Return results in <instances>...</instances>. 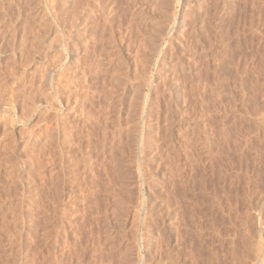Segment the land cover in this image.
<instances>
[{
	"label": "rangeland",
	"instance_id": "obj_1",
	"mask_svg": "<svg viewBox=\"0 0 264 264\" xmlns=\"http://www.w3.org/2000/svg\"><path fill=\"white\" fill-rule=\"evenodd\" d=\"M141 201L264 264V0H0V264L161 263Z\"/></svg>",
	"mask_w": 264,
	"mask_h": 264
},
{
	"label": "bare ground",
	"instance_id": "obj_2",
	"mask_svg": "<svg viewBox=\"0 0 264 264\" xmlns=\"http://www.w3.org/2000/svg\"><path fill=\"white\" fill-rule=\"evenodd\" d=\"M179 1V0H178ZM179 4V3H178ZM174 24H175V22H173L171 25H170V27H169V32H170V30H172L173 28H174ZM64 59V58H63ZM54 90V89H53ZM148 98V97H147ZM146 102H147V99H145L144 100V104H143V106H142V113H141V120H142V122H143V124H142V126L144 125H146L147 123L146 122H148L147 121V119H146ZM59 104V103H58ZM58 104L56 105V104H53V105H55V106H58ZM55 106H52V107H55ZM143 132V131H142ZM136 133H139V132H136ZM142 134V133H141ZM145 134V133H144ZM137 135V134H136ZM150 135V134H149ZM143 138H144V135H141ZM139 137V136H138ZM142 137L139 139V145H138V147H136L135 148V150H137L138 151V153H137V151H136V153L139 155V159L138 160H142V158H141V155H143L142 153H144V150L145 149H148V148H146L145 147V141L142 139ZM149 137V136H148ZM147 139V138H146ZM149 139H151V138H149ZM138 140V139H137ZM151 141H153L152 139H151ZM149 144L151 143L150 142V140H149V142H148ZM148 145V144H147ZM145 147V148H144ZM148 147V146H147ZM152 148V147H151ZM127 150V149H126ZM151 150V149H150ZM128 152V151H127ZM148 153H150V152H147L146 154H148ZM135 155V154H134ZM147 156V155H146ZM149 159V158H148ZM138 160H136L137 162H138ZM146 160H147V157H146ZM124 162V161H123ZM135 162V161H134ZM142 162V161H141ZM143 162H145L144 160H143ZM146 163V162H145ZM147 163H148V161H147ZM135 164V163H134ZM140 164V163H139ZM136 165V164H135ZM142 165V164H141ZM140 165V167H142L143 165H147V164H143L142 166ZM149 165V164H148ZM151 165V164H150ZM134 166V165H133ZM152 166V165H151ZM135 167V166H134ZM136 167H138L136 170H138L140 167L137 165ZM144 167H146V166H143V168ZM143 172H144V170H143ZM140 173H142V172H140ZM141 175V174H140ZM142 175H143V173H142ZM141 175V176H142ZM144 176V175H143ZM141 178V177H140ZM143 178V177H142ZM143 180V179H142ZM145 181V180H144ZM142 186V185H141ZM144 187V186H143ZM151 188V187H150ZM166 189V188H165ZM143 190V189H142ZM145 190V189H144ZM164 191V190H163ZM175 191H177L176 189L173 191V192H171L172 194L173 193H175ZM157 192V191H156ZM145 194V193H144ZM161 194H162V192H161ZM164 194H165V192H164ZM163 194V195H164ZM169 191L167 192V195L169 196ZM181 194V193H180ZM150 195H152V194H150ZM159 194L157 193V196H158ZM174 195H176V193L175 194H173V196ZM178 196H179V194H177ZM146 196H147V194H146ZM160 196V195H159ZM166 196V195H165ZM172 196V195H171ZM172 196V197H173ZM177 196V197H178ZM148 197V196H147ZM144 198V200L148 203V201L149 200H152L153 201V199H151V198H153L152 196L150 197V199L148 200V198ZM161 197V196H160ZM174 197H176V196H174ZM174 197L172 198V199H174ZM155 198V197H154ZM163 198V197H162ZM164 198H166V197H164ZM167 198H170V197H167ZM166 198V199H167ZM179 199V201H177V203H181L180 202V200H181V198L182 197H178ZM156 199V198H155ZM154 199V200H155ZM158 199H160L159 201H163L161 198H158ZM158 199H156V201L157 202H159L158 201ZM172 199L171 200H169L170 201V203L171 202H173V203H175L174 201H176L175 199H174V201H172ZM148 200V201H147ZM152 201H149V204H150V202H152ZM165 201H167V200H164V202ZM169 201H167V202H169ZM183 201V200H182ZM142 202V201H141ZM154 202V201H153ZM152 202V203H153ZM161 202H159L158 203V205L161 203ZM165 203L166 205H168V206H166V207H162V206H165V204L163 205L162 204V206H161V209L160 208H158V206L156 205V207L154 208V205H152L153 206V208L155 209V210H157L156 208H158L159 209V211H157V213H154L155 215H153L152 217H148L147 218V215H148V213L149 212H151L152 210L153 211H155L154 209H151L152 208V206H149V207H146V204L144 203V202H142V204H145V207L143 208V215H142V218H141V225H143L144 223H146L147 224V226H148V228L150 229V232H153V233H155L156 235L157 234H159L160 233V236H161V234H163L164 235V238L163 239H165V240H163L162 238V241H161V244L159 245V244H157V243H155V244H157V245H159L158 247H157V249H155V253H153V256H154V254H156L155 256L158 258V260L162 263V264H192V261H193V257L194 256H196L197 255V253L195 254V250H194V248H193V246L192 245H190V241L189 242H187L186 243V248L188 249H185V247H184V250L181 248V246L180 247H178V245H182V243H181V241L182 240H184V239H182L181 237H182V235H184V232H183V234L181 235V237H180V234H179V232L178 231H175V229L176 230H180V228L178 229V224L180 223V221H181V219H180V221H179V223L178 222H176V220H178L177 219V215L175 214L177 211H179V210H176V212H174L175 211V209H176V207H175V209L174 208H172V205L170 206L168 203ZM156 203V202H155ZM177 203H175V204H177ZM139 205V204H138ZM174 205V204H173ZM181 205V204H180ZM184 206L182 207V210L184 209V207L186 206L185 205V203L183 204ZM142 205H139V207H141ZM160 206V205H159ZM177 206V205H176ZM151 207V208H150ZM178 207H179V204H178ZM180 208H181V206H180ZM186 208V207H185ZM178 209V208H177ZM181 210V211H182ZM184 211H186V210H184ZM183 211V212H184ZM139 212V211H138ZM140 212H141V210H140ZM182 212V213H183ZM152 212L150 213V214H153ZM178 213V212H177ZM181 213V212H180ZM187 212H185V215H187L186 214ZM182 214H180V216H179V214H178V216L180 217V218H182V216H181ZM183 216H184V214H183ZM187 217V216H186ZM185 216L183 217V218H186ZM187 219H188V217H187ZM183 220V219H182ZM186 220V219H185ZM176 223H178L177 225H176ZM182 223H186V222H184V220H183V222H181L180 224H182ZM188 223V222H187ZM186 223V224H187ZM146 224H145V226H146ZM179 224V225H180ZM184 224H182L183 226H184ZM177 226V227H176ZM181 226V225H180ZM179 226V227H180ZM176 227V228H175ZM138 228V227H137ZM141 228V227H140ZM182 228V227H181ZM183 230L185 229V228H182ZM143 230H145V229H143ZM182 232V231H181ZM162 235V236H163ZM161 236V237H162ZM184 237V236H183ZM138 238H140V237H138ZM181 238V241L179 240ZM143 239V238H142ZM173 240H174V244H172V242H173ZM179 240V241H178ZM156 242V241H155ZM186 242V241H185ZM140 243V242H139ZM150 243V242H149ZM158 243H160V242H158ZM141 244V243H140ZM184 244V243H183ZM193 244V243H192ZM205 244H207L206 242H205ZM204 244V246H203V248L204 247H206L207 245H205ZM150 246V245H149ZM155 247V246H154ZM151 248V247H150ZM206 250H207V248H205ZM205 249H204V251H205ZM201 252H203V250L201 251ZM208 252V251H207ZM204 254V253H203ZM204 255H207V253L205 252V254ZM195 259V258H194ZM206 259V258H205ZM196 262H197V260H195ZM206 261V260H205ZM204 261V262H205ZM158 262V261H157ZM156 262V263H157ZM161 263H158V264H161ZM239 263V262H238Z\"/></svg>",
	"mask_w": 264,
	"mask_h": 264
}]
</instances>
